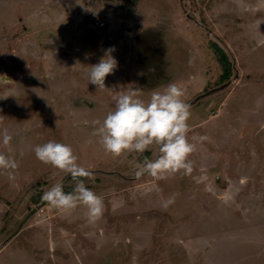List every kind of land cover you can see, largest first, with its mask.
Masks as SVG:
<instances>
[{"label": "rangeland", "instance_id": "1", "mask_svg": "<svg viewBox=\"0 0 264 264\" xmlns=\"http://www.w3.org/2000/svg\"><path fill=\"white\" fill-rule=\"evenodd\" d=\"M95 1L0 0V79L13 80L0 82V133L12 136L9 146L0 144V152L18 163L12 180L0 170V246L19 230L0 251V264H264V0H208L197 8L191 5L196 0L185 1L197 22L176 25L177 49L167 38L172 49L166 57L167 66L174 67L171 51L178 54L174 75L191 106L188 123L196 124L186 134L195 145L188 157L191 171L168 173L130 191L136 164L148 152L157 155L158 146L118 157L104 151L92 121L112 110L113 96L96 94L102 100L98 106L93 102L101 113L88 110L84 98L46 97L50 82L59 77L56 70L50 76V61L58 65L64 59L58 49L50 51V36L63 49V33L87 28V16L73 21L69 13L98 8L100 0ZM164 1L121 3L142 5L140 12L159 16L165 26L160 14L174 8L175 0L169 8ZM206 29L218 31L235 61L240 83L231 78L229 93L220 89L226 79L218 59L231 57ZM49 140L71 145L77 163L93 173L92 179H80L103 199L98 219L82 204L51 212L56 208L41 199L61 180L65 192L75 188L70 175L36 158L33 147ZM207 150L217 154L202 161L209 172L228 161L235 178L217 181L218 188L208 194L190 180ZM169 197L173 202L165 208Z\"/></svg>", "mask_w": 264, "mask_h": 264}, {"label": "crops", "instance_id": "2", "mask_svg": "<svg viewBox=\"0 0 264 264\" xmlns=\"http://www.w3.org/2000/svg\"><path fill=\"white\" fill-rule=\"evenodd\" d=\"M93 1L96 2L95 0ZM117 1L120 2L100 0L98 2V8L85 9L83 13H79L76 16L69 13L70 20L76 21L77 19L80 21L84 16H87L89 23L86 22L87 28L85 27L80 29L78 32L69 28L68 33H63L61 35V42L64 47H62L63 49L59 50L58 43L54 39L56 37L50 36V51L51 49L56 48L58 49L59 58H64L62 63H58V65H54L50 61V76L55 74V70L57 71L56 74L59 75L57 80L50 82V95H46L50 101L56 98H67L69 101H74L75 98H84L82 100L88 102H85L86 106L89 108L88 110L98 111V113H101L100 111L103 109L97 108L96 106H98L97 101L102 99H100V97H96V94L98 95L99 93H102L106 96H114L132 89H140L141 98L147 102L153 90L163 91L169 83L182 85V81L179 80V77L174 75V71H178L176 65V61H178L177 53L175 54L171 51V55H174L175 58L174 67L172 65L167 66L168 59L166 56L170 53V49H172L170 43L167 42V38H169V40L171 39V42H174V48L177 49V40L173 38L177 37L176 34L180 31L177 30L176 25L178 23L181 24L184 20L190 23L193 21L197 22L194 18L193 9H191L192 11L188 13L187 10L190 9L185 7L186 0H175L174 2L176 7L174 5V8H170L169 12L166 11L167 13L160 14L163 15V21L167 23V25L165 24L164 26L163 24H160L161 18L159 16L155 14L153 16L150 13L145 14L140 12L139 9L142 5L128 2L130 5L125 6L121 3L124 0ZM166 1L167 2L164 1V6L169 8L168 6L173 0ZM206 1L208 0H196V4L191 3V5L193 4L195 5L193 8H197L198 4ZM131 8H135L138 11H133ZM161 8L162 6L159 7V10H161ZM94 22H104L106 25L104 28L98 29L94 25ZM57 23L58 22L56 21L53 25L56 26ZM81 23H83V21ZM158 26H162L163 28ZM165 27L166 30L164 29ZM27 31L28 29L26 32ZM32 31H34V28H31L30 32ZM205 32H207L209 36L218 37V40H220V43L223 45L225 51L231 57L230 61L232 63V74L224 81L220 88L227 89L229 93L232 90L230 85L238 79L237 70L235 69L236 64L234 59H232V53L229 46L224 43L221 36L218 34V31L206 29ZM206 43H208V41ZM7 46V42H5L4 48H7ZM110 46H114L115 48L112 55L117 59L118 67L112 74L107 75L105 78V85L110 89H99L96 88L95 85L88 83L86 73L89 70L90 65L99 61L103 55V50ZM212 59L215 58L213 57ZM181 71L182 67L179 72ZM234 77H236V79H234L230 84L229 82L231 78ZM237 81L239 84L240 79ZM0 82L4 85L13 84V80L12 82H7L6 79H0ZM29 90L35 92L36 88L31 87ZM9 92L11 91L8 90L6 93ZM93 101L96 102V106ZM189 125V130H191L196 124ZM241 134L242 133H240V136ZM217 148L220 149L219 146ZM215 152L216 150L214 151V154H211L210 151L207 150V156L200 159L201 164L190 175L191 183L195 189L199 187L206 194L213 193L219 186L217 185L218 182H226V180L231 182L235 179L228 173V161L225 162V166L223 168L221 167L216 169L217 167H215V169H213L214 171L211 172H209V169L205 164H203L202 161L208 159V154L213 155L215 158V156H217ZM148 153L149 159H155L156 151ZM225 158H227L226 155ZM139 162L142 163L143 161ZM132 175L136 178L134 172H132ZM145 175L146 173L137 177L136 180L138 179V182L133 180V183L129 185L127 190L143 189L144 187L155 184L154 180L156 177H152L150 175L145 177ZM140 181L143 183H140ZM62 211L63 210L56 209L51 212L60 214ZM48 213H50V211ZM21 229L22 227L20 230ZM18 233L19 230L17 231L16 228L14 234H12V236L0 246V251L6 247Z\"/></svg>", "mask_w": 264, "mask_h": 264}, {"label": "clouds", "instance_id": "3", "mask_svg": "<svg viewBox=\"0 0 264 264\" xmlns=\"http://www.w3.org/2000/svg\"><path fill=\"white\" fill-rule=\"evenodd\" d=\"M114 46L103 50L99 61L90 65L86 73L88 83L99 89H110L105 85V78L118 67L117 59L112 55ZM185 93L177 83H169L163 91L151 92L147 102L141 98L140 89L121 92L112 97L114 107L102 120H93V135L106 153L120 156L124 153H144L152 145L158 146L155 159L145 157L136 164V177L145 173L157 178L180 170L191 171L189 155L195 145L189 142L187 133L190 129L188 120L191 116L190 104L183 97ZM203 139V137H201ZM12 136L0 133V144L9 146ZM38 160L62 170L75 181L72 192H65L63 181H58L45 191L41 197L58 210H69L78 204L87 207L88 215L98 219L103 212V199L85 186L81 177L93 178V173L77 163L71 145L49 140L33 147ZM17 161L0 152V170L7 172L10 180L14 179ZM173 202V197L163 201V207Z\"/></svg>", "mask_w": 264, "mask_h": 264}, {"label": "trees", "instance_id": "4", "mask_svg": "<svg viewBox=\"0 0 264 264\" xmlns=\"http://www.w3.org/2000/svg\"><path fill=\"white\" fill-rule=\"evenodd\" d=\"M219 62H221V64L224 65V73L221 76L222 79H228L230 77V75L232 74V63L231 61H229L224 55L219 57L218 59Z\"/></svg>", "mask_w": 264, "mask_h": 264}, {"label": "built area", "instance_id": "5", "mask_svg": "<svg viewBox=\"0 0 264 264\" xmlns=\"http://www.w3.org/2000/svg\"><path fill=\"white\" fill-rule=\"evenodd\" d=\"M94 25L98 28V29H102V28H104L105 27V23L104 22H99V23H97V22H94ZM46 202V201H45Z\"/></svg>", "mask_w": 264, "mask_h": 264}]
</instances>
